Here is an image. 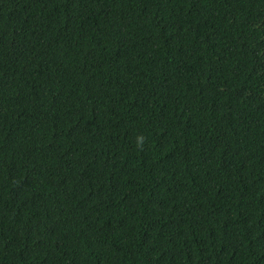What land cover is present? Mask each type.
Returning <instances> with one entry per match:
<instances>
[{
	"label": "trees",
	"instance_id": "obj_1",
	"mask_svg": "<svg viewBox=\"0 0 264 264\" xmlns=\"http://www.w3.org/2000/svg\"><path fill=\"white\" fill-rule=\"evenodd\" d=\"M0 264H264V0H0Z\"/></svg>",
	"mask_w": 264,
	"mask_h": 264
}]
</instances>
